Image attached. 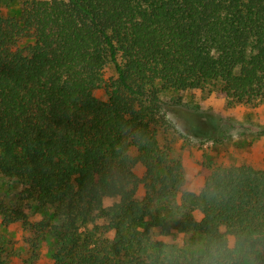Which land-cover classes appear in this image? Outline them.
I'll return each instance as SVG.
<instances>
[{"label": "trees", "instance_id": "obj_1", "mask_svg": "<svg viewBox=\"0 0 264 264\" xmlns=\"http://www.w3.org/2000/svg\"><path fill=\"white\" fill-rule=\"evenodd\" d=\"M207 86L264 101V0H24L17 15L0 11V176L53 208L55 264H162L157 229L234 230L247 249L236 264H264V166L204 163L194 192L158 140L170 126L161 93Z\"/></svg>", "mask_w": 264, "mask_h": 264}, {"label": "rangeland", "instance_id": "obj_2", "mask_svg": "<svg viewBox=\"0 0 264 264\" xmlns=\"http://www.w3.org/2000/svg\"><path fill=\"white\" fill-rule=\"evenodd\" d=\"M24 0H0V11L17 15ZM113 64L104 69V78L115 77ZM105 97L104 88L94 91ZM170 126L158 132L161 145L181 162L191 191L202 186V165L264 166V101L240 104L216 94L210 87L161 93ZM143 169L136 167L141 175ZM25 185L0 176V264H55L61 222L53 208L40 207L28 196ZM106 199L105 205L112 203ZM21 218L14 219L16 214ZM196 218L199 214L194 213ZM173 232H176L175 230ZM195 241L202 237L187 232Z\"/></svg>", "mask_w": 264, "mask_h": 264}, {"label": "clouds", "instance_id": "obj_3", "mask_svg": "<svg viewBox=\"0 0 264 264\" xmlns=\"http://www.w3.org/2000/svg\"><path fill=\"white\" fill-rule=\"evenodd\" d=\"M151 240L159 245L162 264H236L247 251L246 237L227 229L195 241L187 233L157 229Z\"/></svg>", "mask_w": 264, "mask_h": 264}]
</instances>
